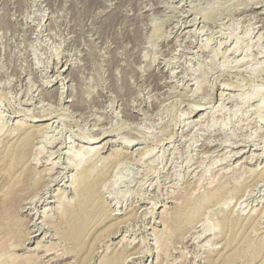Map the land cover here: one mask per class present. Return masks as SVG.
Wrapping results in <instances>:
<instances>
[{"label": "rangeland", "instance_id": "1", "mask_svg": "<svg viewBox=\"0 0 264 264\" xmlns=\"http://www.w3.org/2000/svg\"><path fill=\"white\" fill-rule=\"evenodd\" d=\"M0 151V264H264V0H0Z\"/></svg>", "mask_w": 264, "mask_h": 264}, {"label": "bare ground", "instance_id": "2", "mask_svg": "<svg viewBox=\"0 0 264 264\" xmlns=\"http://www.w3.org/2000/svg\"><path fill=\"white\" fill-rule=\"evenodd\" d=\"M21 126V125H20ZM24 126V125H23ZM46 126H48V125H46ZM45 126V127H46ZM25 131H21L22 133H20L19 132V136H18V138L16 139V141H14L12 144H11V148L12 147H17L18 148V150H17V152L15 153V155H12L13 156V161H20L21 160V158H22V149H24L25 147H27V145H28V143H29V140H30V138L32 137V135H33V131L31 130V129H24ZM88 138V137H87ZM95 142H91L90 144H94ZM9 147V148H10ZM10 151V150H9ZM9 151H7V152H9ZM5 153V151L3 152H1L0 151V164H2L3 166V170H4V172L3 173H6V174H8L9 175V173H10V171H9V168H8V163H10V161L11 160H9V158H10V156L8 157V153ZM95 154V152L94 151H92V149L91 148H85V152H84V156H87L88 158H90V157H92L93 155ZM26 159V158H25ZM68 159H72V160H75V162L77 163L76 164V166H79V164L83 161L82 159H83V157H80L79 155H77L75 158L73 157H69ZM12 164H14V163H12ZM13 166V165H12ZM12 168V167H11ZM25 172V171H24ZM90 170H84V171H82L79 175H82V174H90ZM20 173H21V171H20ZM21 175V174H20ZM7 176V175H6ZM16 177V176H15ZM78 175L76 176V177H74L73 178V181L71 182V184H72V186H73V190L75 191V197L77 196H79V195H81L80 194V186H81V181L80 180H78ZM85 177V176H84ZM17 181V180H16ZM12 183V182H11ZM21 183H23V182H21ZM1 189H2V187H1ZM0 189V190H1ZM15 191V190H14ZM7 192V191H6ZM6 192H5V189H2L1 191H0V204H3L2 202L4 201L5 202V198H6V196H7V194H6ZM21 193V192H20ZM18 194V192L15 194V198H16V195ZM9 197H10V195H9ZM13 197V196H12ZM14 198V199H15ZM73 200V199H72ZM74 201V200H73ZM59 204H62V198H60L59 199ZM77 204V203H76ZM75 204V205H76ZM4 205V204H3ZM3 205H1V206H3ZM64 207V206H63ZM2 208V207H1ZM65 209V208H64ZM64 212H65V210H64ZM63 214V213H62ZM65 216V215H64ZM61 219H63V218H61ZM236 221V220H235ZM233 222V221H232ZM230 223V222H229ZM230 225V224H229ZM232 225H233V223H232Z\"/></svg>", "mask_w": 264, "mask_h": 264}]
</instances>
